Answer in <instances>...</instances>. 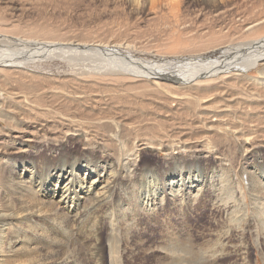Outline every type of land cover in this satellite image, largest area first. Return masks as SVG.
<instances>
[{
    "label": "bare ground",
    "instance_id": "bare-ground-1",
    "mask_svg": "<svg viewBox=\"0 0 264 264\" xmlns=\"http://www.w3.org/2000/svg\"><path fill=\"white\" fill-rule=\"evenodd\" d=\"M17 2L0 0V264H145V222L166 207L187 223L206 201L226 229L219 251L170 220L167 246L153 249L167 264H252L255 246L264 264V73L248 75L264 65V15L151 62L150 49L152 60L120 56L137 51L129 42L16 37ZM53 58L71 73L33 84L32 65ZM147 151L174 166L138 176ZM205 151L234 171L209 172ZM234 230L239 246L228 250Z\"/></svg>",
    "mask_w": 264,
    "mask_h": 264
},
{
    "label": "rangeland",
    "instance_id": "rangeland-1",
    "mask_svg": "<svg viewBox=\"0 0 264 264\" xmlns=\"http://www.w3.org/2000/svg\"><path fill=\"white\" fill-rule=\"evenodd\" d=\"M17 1L15 7L20 10L16 11L18 17H14V19L16 18L17 28L21 31L19 33V30H16L15 36H24L34 41L53 40L62 43H86V41L87 43L92 41L105 43L112 40L120 44L129 42L136 46L137 51L126 52V50H122L120 56H134L137 59L147 61L153 59L151 54H148V51L153 50L158 54L154 58L155 60L151 62L164 57L167 58L169 55L166 54L179 51V47H182L187 39L196 42L206 41L209 37L211 39L214 35H219L224 27L236 29L238 19L249 21L264 15V0H214L212 3H207L206 0ZM5 7L4 3L0 4V8ZM9 13L10 11L5 15L6 20L10 18ZM142 49L148 51L142 53ZM217 58L219 56L214 59L218 60ZM30 71L36 74L33 79L35 81L33 84L36 85L42 79L65 77L71 73V68L62 59L53 58L49 62L32 65ZM260 73H264V65L262 64L254 68L248 75L260 78ZM48 85L58 86L54 82H50ZM227 156H233L232 162H243L245 157L243 154L241 156L240 151L233 150V148L229 149ZM174 157L182 160L180 156L174 155ZM200 162L201 164L204 163L203 166L209 172L212 169L231 170V167L222 161L221 156L210 155L207 151L204 152ZM136 163L138 168H141L138 176H142L140 174L146 172L142 167L144 165H151L149 168L157 167L159 168L158 172H167L175 164L171 159L168 160V156L164 153L149 151L143 152ZM233 171L231 170V172ZM135 182L134 177H128L124 178L121 183L126 187ZM203 205L205 207L190 209L185 213L187 223L181 222L176 213L168 216L165 211L167 212L169 208L166 209V207H164L165 211L159 214L155 221L145 222L143 226L145 230L140 235L144 245L150 247L146 253L145 264H167L173 260L165 250L156 251L153 249L160 245L167 246L165 244V232L161 228L164 220L175 223L177 232L189 231L201 247L206 246L205 249L211 248L210 250H213L215 248V251H219L220 247L217 246L219 241L217 240L219 237H226H223L226 229L221 228L213 221L214 213L210 204L206 201ZM235 232L234 230L232 237L228 238L230 239L228 250H232V244L239 246V237ZM248 241L253 243L251 234ZM176 256L178 258V255ZM232 259L234 256L231 254V256L219 257L218 260L229 262ZM250 259L252 264H263L255 246L250 249Z\"/></svg>",
    "mask_w": 264,
    "mask_h": 264
}]
</instances>
